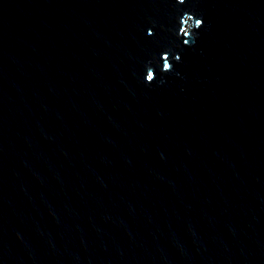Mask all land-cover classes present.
<instances>
[{"label":"water","instance_id":"95a60500","mask_svg":"<svg viewBox=\"0 0 264 264\" xmlns=\"http://www.w3.org/2000/svg\"><path fill=\"white\" fill-rule=\"evenodd\" d=\"M0 264H264V0H0Z\"/></svg>","mask_w":264,"mask_h":264}]
</instances>
